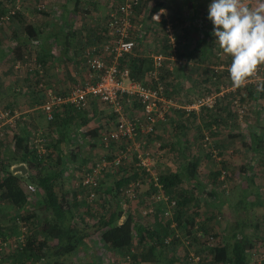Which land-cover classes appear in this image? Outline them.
I'll use <instances>...</instances> for the list:
<instances>
[{
	"label": "trees",
	"instance_id": "1",
	"mask_svg": "<svg viewBox=\"0 0 264 264\" xmlns=\"http://www.w3.org/2000/svg\"><path fill=\"white\" fill-rule=\"evenodd\" d=\"M118 1L115 9L121 3V0ZM186 2L189 3L188 11L195 10V12H188L187 14L191 13L192 16L198 17L200 12V15L203 16L205 12L199 11L198 0H185ZM164 6L165 0H141V5L136 8L135 19L137 16H141L145 22H148L147 26L154 28L155 35L163 40L162 47L166 57L165 61L169 62L164 61L160 79L166 85V97L172 99V94L181 90L183 85L182 83L178 85L176 83L183 82L182 77L187 76V71L190 72L188 79L192 83L195 81L192 77L197 74H191V70L186 62L195 60L197 53L202 49L201 45L203 43L197 44L195 51L188 53V51H191L189 47L193 39L191 40L189 33L183 34L184 32H182L181 28L179 32L177 27H180V25H177V29L173 32L176 37L177 48L173 50L167 37V21L162 20L158 23L153 20L154 15L160 13ZM4 10L2 9L0 11V17L6 16L9 13V10ZM21 17L19 14H16L13 19L18 18L20 20ZM21 21H23L22 18ZM24 28L30 33L33 32L31 25H24ZM191 33L197 34L198 32L191 30ZM195 45L196 43L193 46ZM173 58L176 60L174 61ZM179 61H182L183 64H179ZM171 63L173 64L172 70L170 69ZM120 66L122 68H129L133 80L151 85L149 75L154 67L152 58L146 57L145 59L139 58L137 60L136 57L134 58L132 54H129L121 60ZM144 66L146 71L143 69ZM164 69L165 71H163ZM36 73L31 77L35 79L41 77L38 72ZM211 73H206L207 76L211 75L209 76L211 80L212 78L216 79V77L220 78L219 75H216L217 72L212 71ZM204 75L205 73H202L198 76L202 78ZM173 76H176V79L173 80ZM43 83L44 86L47 85V82ZM255 88L254 85L246 87L249 100L252 102L253 100H258L259 94H264V92H257ZM36 90H41L38 93H42L43 95L41 101L37 103L40 107L46 100V89H40V82L38 81L34 93ZM34 93L32 94L34 95ZM229 96L231 97V95H226L223 99H220V103L214 108V111L220 105L222 106V102ZM1 97L5 101L6 108L15 109V107L7 105L5 97L2 95ZM91 101L95 100L92 99ZM183 107L178 109L172 108L166 115V121H160L158 123V127L162 128H165L169 124L171 127L173 126L172 134L175 132V137L178 139V143L176 145L173 144V146L179 148L180 154H182V141L178 135H181L184 129L182 118L185 115H192L191 117L196 115L195 112H188ZM206 111H213V109ZM38 115L40 116L41 114L36 112L34 117ZM87 115L86 110H77L69 105L56 108L53 114V120L48 121L44 117L47 120V124L41 131L40 124L37 120L38 118L27 116L26 120L21 122V127L17 134L8 139L9 142L4 140V142H8L4 146V149L11 142L12 151L4 155L2 154V162H0V206L3 207V210L0 209V219L3 222L5 218L11 215V211L6 213L4 211V208L8 206V208H12L13 212H19V215L10 218V230H14L13 232L15 233V229L18 228L16 223L18 219H21L26 224L28 231L27 243L26 247L17 254L21 262L19 264H66L65 260L67 261L77 253H84L86 255L89 250L93 252V243L102 245L105 250L113 254H120L126 257V260L130 259L129 261L132 264H175L176 260L172 258V254L177 249L181 240L175 237L176 230L171 228L170 221L163 219L156 213V224L149 226L142 219L136 218L133 213L127 212L124 203H122L121 189L127 186L132 179L140 178V174H130L120 167L117 173L119 174V178L116 179L114 188L102 190L100 188L98 194L101 196L102 201L100 200L99 204L100 206L103 205V212L95 213V215L98 213L95 223L89 224L84 217L78 214L77 209L84 206V214L88 216V213L91 212L90 204H80L77 194L73 191L66 190L68 189L66 173L71 163L81 161V145L88 140L89 145L95 141H100L102 132L100 126L91 127V129L86 131L82 130L91 121V118H88ZM219 117L210 120L209 123L212 121V124L220 126L225 120L221 116ZM212 124H209L207 128L212 127ZM213 133V129L212 132L208 133L212 141ZM141 135L139 134L138 137ZM155 135L153 134L151 136L155 137ZM201 137L203 138L202 146H204L203 141L206 138V134L202 132ZM37 138L43 139V145L46 150V153L41 156L38 154L34 144V140ZM231 138H234V136ZM2 143L0 142V146ZM226 146V143H223L221 147ZM262 148L264 149V147ZM219 164L224 165V162ZM17 165H25L28 170L27 175L13 173L12 168ZM183 167L176 174L159 177V181L166 192L168 194L171 193L173 199L178 201V208L174 215L177 230L179 232L183 230L189 236L195 235L198 231H202L204 236H212L215 238L216 248L210 252L213 254V257L211 261L204 259L202 264H253L254 262H251L250 256H253L255 253V245L253 236L247 233V227L249 225L248 221L244 219L247 217L240 218V221H235L236 229L233 235H225L222 237L219 234L205 232L202 222H197V215L201 216L198 210L193 213V216L191 214L187 216L188 211L193 208L192 205L199 203L200 200L192 197L189 191L180 189L179 185L189 179L193 181L195 187L197 186L196 182L198 180L197 173L195 172L197 164L190 167L184 165ZM121 174H124V176ZM220 176L221 172H217L212 180V184L209 186L210 189L207 190L215 200L219 196V189L221 190L218 184V178ZM251 183H253L252 179ZM28 184L36 187V193L32 194L28 191ZM173 188L176 189L172 193L171 189ZM87 197L88 195L86 193ZM106 205H108L107 208ZM245 213H247L246 210ZM259 226L255 225L253 227L260 228ZM7 228L9 227L4 225L1 232V236L4 238L13 233L8 232ZM170 236H173L174 239L170 244H166L165 240ZM185 250L188 253V249L185 248ZM11 255L15 254L10 253L9 256ZM80 264H103V262L93 257L87 259V263L83 262Z\"/></svg>",
	"mask_w": 264,
	"mask_h": 264
},
{
	"label": "built area",
	"instance_id": "2",
	"mask_svg": "<svg viewBox=\"0 0 264 264\" xmlns=\"http://www.w3.org/2000/svg\"><path fill=\"white\" fill-rule=\"evenodd\" d=\"M141 5V0H121L117 9L112 10L107 22L108 41L92 47L85 55V82L74 85L69 91L62 95L59 93H48L45 102L38 108H41L48 121L53 120V114L56 108L62 106H72L77 110H87L89 100L93 99L99 103L105 104L112 109L118 118L114 128L101 132L100 142L105 148L111 147V144L123 143L114 161L107 162L102 159L96 162L92 167L84 170L83 175L78 181L79 184L87 191V200L89 204L98 202L100 184L104 175L108 172L109 167L120 168L128 157V154L134 150L137 152V164L135 169L138 174L145 175V179H132L131 182L121 189L122 203L126 207L127 203L132 202L140 197V192L147 186L151 194V200L159 205V215L171 223V228L175 231V237L179 238L181 245L188 249L186 256L190 264H202L204 259L211 261L213 254L210 252L216 248L214 237L204 236L202 231L195 235L183 237L177 230V224L174 221L175 211L178 208V201L174 200L171 194H168L159 181V176L154 171V157L149 151H142L140 146L135 144L139 134L153 135L158 131V123L166 121V115L169 110L176 107V103L166 97V85L160 79V74L164 67L166 57L163 53L153 56L154 67L150 72L151 85L144 82L133 80L128 67H121V60L132 54L137 46L136 34H134V19L136 17V8ZM20 6L17 4L16 10L10 11L6 16L0 17V27L10 22L17 14ZM47 9V0H38L36 10L39 14L44 13ZM160 20H163L162 14ZM155 14V15H157ZM154 15V16H155ZM167 37L173 50L177 48L176 37L174 36L172 25H167ZM22 62L18 61L15 68L17 70L25 67L30 73L38 72L43 74L42 65L36 58L23 55ZM175 61L176 59L173 58ZM183 64L182 61L178 62ZM264 67H259L257 75L250 79L246 85L239 89L232 86L228 88L221 87L220 92H213L206 96L197 98L193 103L186 105L184 110L188 112L203 113L206 110L214 109L220 99L226 94L231 95V110L235 114L238 125L242 128L245 126L250 111L249 97L246 87L257 86L262 83ZM40 89H45L43 83H40ZM137 102L142 108L140 116L129 117L126 114V108ZM26 120L25 113L18 109L6 108L5 101L0 95V142L14 137L19 131L21 122ZM240 128V129H241ZM38 154L44 155L46 150L43 145V139L34 140ZM134 144L136 147L134 148ZM204 147L211 155L221 160L219 152L216 150L210 135L207 133L203 141ZM1 153V152H0ZM0 154V162H2ZM13 169V168H12ZM226 172L223 171L221 180H224ZM28 191L36 193V187L28 184ZM153 206L145 210V215H154ZM221 220V217H218ZM197 222L200 220L197 219ZM19 233L15 236L8 235L2 237L3 222L0 219V264H7L10 253L18 254L27 243V227L21 219L16 220ZM198 229V227H196ZM173 236L167 237L166 244H170ZM194 246L204 250V253L191 250ZM186 254V253H185ZM184 254V257H185ZM254 255V254H253ZM130 260V259H129ZM253 264H264V252L262 251L259 258L253 261ZM37 264V263H35Z\"/></svg>",
	"mask_w": 264,
	"mask_h": 264
},
{
	"label": "crops",
	"instance_id": "3",
	"mask_svg": "<svg viewBox=\"0 0 264 264\" xmlns=\"http://www.w3.org/2000/svg\"><path fill=\"white\" fill-rule=\"evenodd\" d=\"M11 1V5L7 9H5L8 1L6 3L4 0H0V11L1 9H5L8 11V9H10L13 5H16L14 4V2L17 0ZM61 1L62 4H58L59 6H55V10H57V16L53 15V17L55 18L53 22H51L50 20V23L45 24V16H42V14H37V12H35L37 10L34 11V9H36L35 3H30L29 6H24V10L21 14L23 15V21H21V19L19 21L18 18L13 19V21L7 27H5V34L0 33V94L5 97L7 105L13 106L15 107V109H18L25 113L26 118L27 116H31L33 118L36 117L38 118V121L39 117L46 118V116L42 112V109L38 108L39 106L37 105V103L40 102L43 97L42 93H38L41 90H36V92L34 93V89H36L37 87V82H47L45 89H48L49 93H59L56 92L58 88L63 86V88L67 89L75 82L84 83L85 81L83 80H85L86 73L85 55L87 51L92 47L109 40L106 30L109 17L107 19H103L102 16L99 15L100 8L104 6L107 7L106 9L109 8L110 14L112 13L111 9L116 8V6H114L112 3L110 4L108 1H106L105 4H102L101 1L92 2L91 0L87 3L83 2L82 0H74V2L72 3V0H64L65 2H63V0ZM17 3H19V1ZM20 3L21 5H23L22 2ZM186 3L185 0H165V6L162 9V11L164 10V12L161 14L163 20H166L168 25H172L173 32L178 28H176V26L180 25L182 32H184L183 34L189 33V37H191V40L193 39L194 43H196L195 46H191L190 43V47L193 48L189 47V50L191 51H188V53L194 52L197 44L203 43V45H201L202 49L197 53L195 57H198V62L203 64H196L197 60L196 62L195 60H189L186 62L191 70V74L192 71L194 72V74L205 73L202 78L199 77V82L197 84V86L200 88L199 92L201 95L202 92L210 89L212 87L211 84L214 83L209 77L211 75L207 76L206 73L212 74V71L217 72L218 68L216 67L215 70L209 68V66L212 67L211 64L215 62V60L212 61L209 59L212 57H220L221 55H219V53L222 50L218 45L215 44V37L212 35V23L208 22L206 17H199V15L198 17H195L192 16L191 13L187 14L188 12H195V10L188 11L189 3ZM190 17H193L192 20ZM137 18L139 19L138 30H140V33L136 34L137 46L132 55L134 56V58L136 57L137 60L139 58L145 59L146 57L152 58L154 56L153 53L155 52V50L152 51L151 46H149V40L151 38V36H149L150 34H145L149 32L146 27V22L141 16H137ZM24 25L32 26V34L24 28ZM191 30H194L198 33L193 34V32L190 34ZM16 50H18L19 53L22 52V57L23 55H27L31 58H36L37 61L42 65L45 74H42L41 77H37L36 79L31 77L32 75L37 74L36 72L30 73L28 71L26 73L27 75L23 78L20 76H15V72H11L13 70L11 66L8 65V63H12L11 56L12 54H14V52H16ZM195 68L199 70H194ZM143 69L144 71H146L145 66ZM170 69L172 70V66H170ZM163 71H165V69ZM63 74L65 76H63ZM189 74L190 72L187 71V76L182 77L183 82H178L176 84H183L185 82L190 83V80L188 79ZM175 77L176 76H173L172 79H176ZM191 88H193V85ZM29 90L32 91L31 93H34V97L30 96ZM60 94L63 93L60 92ZM171 98V100L175 99L174 97ZM32 105L34 107L31 108L30 106ZM36 112L41 115L34 117ZM259 113L260 111L258 110L256 117H249V122L246 121L247 123H245V126H242V128L238 126L239 129L236 128L232 132L229 131V135L231 134V137L234 136V148L237 150L240 149L239 152L241 153L237 151V155L240 154L243 156V160L240 162V164L237 163V165H240L237 169L239 173H241L240 182L242 186L240 188V196L238 198V201L234 204V218L235 221H240V218L247 217L248 219L244 218L248 221L249 226L247 228L255 226L252 225V223L253 219H256V226L260 225V230L264 225V200L260 199L261 196H264V193H262L264 180L258 178V175L261 174H258L260 166L258 165L257 159L258 157H260V159L264 157V149L262 148L264 147V119L260 120ZM261 115L263 116L264 114L261 113ZM191 116H183L182 125L184 129L182 130V135H178L183 144V148H181L182 155L186 159L188 158L186 164L184 163L183 166L188 165L189 167L192 165H196V163L194 161V163H192L191 159L189 158L190 156H192L190 155L192 151L193 153H195V147H193L194 149L192 148V143L195 141V135L198 134V131L196 130V120L204 122L207 119V117L204 116L203 113H196V115H194L193 117ZM87 117L91 118V121L86 126V130L91 129V123L92 121H94V118H96L94 115L90 114H88ZM258 119L263 124L258 122ZM257 123H259L262 128L258 127L259 124ZM20 127L21 125L19 126V129ZM198 127L199 128L197 129L202 128V126ZM217 128L218 126L213 127V132L216 134L215 136H219V134L223 132L219 128L217 130ZM82 130L86 131L85 127H83ZM226 137L227 136H223V138ZM231 137L229 136V138ZM168 140L170 141V143L175 145L178 143V139L177 137H175V132L172 134V137H168ZM10 144L5 149L3 148V152L1 151L2 147L0 146V152H2L3 155L7 152L9 153L12 151V147ZM88 146H91L89 145V140L81 145V151H84V149L88 148ZM174 147L176 148V150H174V148H171V152L174 154V156V152L180 154L179 148H177L176 146ZM247 157H251L250 161H244V158L247 159ZM196 158H199V155H197ZM262 163H264V161H262ZM76 164L77 163H71L69 165V169L66 173L67 181L72 176L68 174L70 172V167H75ZM178 166L180 168L183 167L181 166V164H179ZM75 168L78 167L76 166ZM76 172H78V170ZM251 179L253 183H251ZM186 183L190 187L189 192L191 193V196L194 197L195 194H192V191L195 187L193 181H190L188 179L186 180ZM196 184L197 187H203V184H201L200 181L196 182ZM66 190H69L71 192L70 188ZM77 196L79 197L78 201L80 202V204L85 202V200H81V195ZM195 196H197L194 197L195 199L200 200V198H198L199 192H197ZM256 208H261V210H263V216H261V218L260 216H258L259 211L255 213V211H257ZM91 210L92 211L90 213H93V209ZM245 210L247 213H245ZM90 213H88V215H92ZM259 222L262 223L260 224ZM93 246V252H90L89 250L84 256H80V254L82 253H77L73 257L77 255L80 257V259H82L81 263H87V259L93 258L94 255H96L95 249L100 250V248L103 247L100 244L98 245L94 243ZM98 257L99 258H97V260L101 261L100 256ZM7 259V263L9 264H19L20 262V258L16 254L8 256Z\"/></svg>",
	"mask_w": 264,
	"mask_h": 264
},
{
	"label": "rangeland",
	"instance_id": "4",
	"mask_svg": "<svg viewBox=\"0 0 264 264\" xmlns=\"http://www.w3.org/2000/svg\"><path fill=\"white\" fill-rule=\"evenodd\" d=\"M6 3L8 1V3L6 4L5 9H7L12 1L11 0H4ZM19 1V3H17ZM83 2H88L90 0H82ZM92 2H102V4H105L106 1H108L110 4L112 3L114 6H117L118 1L117 0H91ZM23 3V5H21V3ZM61 0H47V9L46 11L42 14V16H45L46 20H45V24L46 23H50L53 22L55 20V18L53 17V15L57 16V10H55V6H59L58 4H62ZM63 2H65L63 0ZM74 2V0L71 1V3ZM261 2V0H243V3L250 7V8H255L258 3ZM30 3H35V7L38 3V0H17L14 2V4L9 10H16V6L17 4L20 6V9L17 10V14L21 15L23 10H24V6H29ZM70 3V4H71ZM211 3V0H198V5H199V11H204L205 13L203 14V17H206L208 22H211L210 20H208V5ZM8 5V6H7ZM72 6V5H70ZM204 7V8H203ZM206 7V8H205ZM107 7H101L100 8V13L98 10V13L100 16H102L103 19H107L110 15L109 13V8L106 9ZM112 8V7H111ZM2 10V9H1ZM36 9H34L35 11ZM114 10L111 9V11ZM110 11V12H111ZM37 12V11H35ZM109 13V14H108ZM37 14H39L37 12ZM199 17H201L200 12H199ZM22 18V17H21ZM20 18V19H21ZM17 19V18H16ZM13 21V19L8 22L6 25H4L3 27H0V33L5 34V27H7L11 22ZM20 21V20H19ZM146 22V27L148 29V33L145 34H150L149 36H151L150 38V42H149V46H151V50L155 52L153 53L154 56H156L158 53H163V47H162V43L163 40L158 38L155 35V31L153 30L154 28H151V26H147ZM138 24H139V19L136 18L135 22H134V34H139L140 30H138ZM151 28V29H150ZM3 31V32H2ZM178 31L180 32V27H178ZM195 43L192 41L191 42V46H193ZM22 52L19 53L18 50H16V52H14V54H12L11 56V61L12 63H8V65L11 66L12 70L11 72H15V76H20V77H24L27 74V69L25 67H23V69L17 70L15 68L16 63L18 61L22 62ZM151 53V52H150ZM151 58V57H150ZM153 58V57H152ZM197 60V62H196ZM199 58H195V62L198 65H202L203 63L198 62ZM209 60H215V62H213V64H211L212 67L209 66V68L214 69L216 67L217 68V74L219 75L220 78L216 77V79H212V83L211 84V88L210 90L207 89L206 91L202 92V94L200 95V88L197 86L198 84V80H199V73H197V75H195L194 77H192L195 81H193L194 83H192V81H190V83H183L181 90L177 91V93L175 92L173 95V97L175 98L174 101L176 102V109L178 108H182L184 105H189V103H193L197 98L201 97V96H206L209 95L213 92H220L221 91V87L224 88H228L231 87V80L229 77V73L227 71V68L230 66L231 64V58L229 56H220L218 58H210ZM165 62H169V61H165ZM170 66H172V63L170 64ZM168 67V66H167ZM194 70H199V69H194ZM192 74H194V72L192 71ZM63 76H65L63 74ZM193 76V75H192ZM84 79V78H83ZM85 81V80H83ZM83 83V82H82ZM81 82H75L73 85H78V84H82ZM262 83H264V75H263V81ZM73 85H71L70 87H72ZM193 85V88H191ZM63 88L60 87L58 88V90H56V92H62L63 94H66L69 91V88ZM257 89V88H255ZM49 90H46V95L47 92ZM210 91V92H209ZM32 91L29 90L30 96L34 95L31 93ZM22 93V92H21ZM49 93V92H48ZM248 93V92H247ZM184 94V96H183ZM226 95H230V94H226ZM3 96V95H2ZM249 96V95H248ZM226 100H224L222 102V106L220 105L218 107V109H216L214 111H204L203 115L207 117L206 121H200V120H196V130L198 131V134L195 135V141L192 143L193 147H195L194 152L193 151L190 153L189 158L191 159L192 163H196L197 167H196V173H197V180L199 178V181L201 184H203V187L201 188V186L199 187H194L192 194L196 195L197 192H199V197L200 198V202L193 204V208H191L187 214V216H189V214H191V216H193L194 212L196 210H198V213H200L201 216L197 215V219L200 220V222H202L203 225V229L205 230L206 233H214V234H219L222 237L225 235H233V232L235 231V218H234V204L238 201L239 198V193H240V188L242 186L241 184V173H239L238 171V166L237 163L240 164V162L243 160L242 159V155L238 154L237 155V151L239 152L240 149H235L234 148V143L235 140L234 138H229V131H234V129H239V125L236 121V118L234 117V112L233 109L231 110V97H226ZM92 99L89 100V106L88 109L86 110L88 114L90 115H95L96 118H94V121H92L91 123V127L94 126H100L101 129L103 131L105 130H109L115 127L116 123H117V117L115 116L114 112L112 111L111 108H109L108 106H106L105 104L99 103L98 101H91ZM254 101V100H253ZM249 104H250V111H249V115L247 117V122H249V117L253 118L256 117L257 115V111L259 110V118L260 120L264 119V115L262 116V114H264V94L260 95L258 97L257 101H254V103L249 100ZM34 105V104H33ZM32 105V106H33ZM37 106V105H36ZM31 107V106H30ZM225 108V109H223ZM230 110V111H229ZM232 111V112H231ZM126 114L129 117H133V116H140L142 114V109L141 107L137 104V102H134L133 104H130L127 108H126ZM253 115V116H252ZM219 116H221L225 122L221 123L220 126H218V128L223 131L222 133L219 134V136H215L216 134L213 133V142L215 144L216 150L219 152V157L221 160H217L214 159L212 155H210L211 153H209V151L202 146V140L203 138L201 136L202 132L203 134H207L212 132V129L214 126H217L216 124H212L210 120H213L214 118H220ZM204 119V118H203ZM210 119V120H209ZM205 120V119H204ZM260 120L258 119V122H260ZM39 124H40V131L42 129L45 128L46 124H47V120L43 117H39ZM246 122V123H247ZM199 123V124H198ZM212 124L213 126L210 128H207L209 124ZM261 124H263L262 122H260ZM259 124V123H257ZM251 125V124H250ZM198 126H202L201 129H197L199 128ZM239 126V127H238ZM258 127H261L260 124L258 125ZM172 128L171 125L169 124L168 126H166L165 128L162 127H158V131L156 132L155 137H152L151 135H141L140 137H138L135 141V144L137 146H140V149L142 151H149L151 154H153L154 157V171L155 173L160 177V176H170L173 174H176L177 172H180L181 169H183L184 167H179L178 165L181 164V166H183V164H186L187 159L182 155V154H174L171 152V148H174V150H176V148L173 146L172 143H170V141L168 140V137H172ZM86 130V127H85ZM182 133V132H181ZM182 135V134H181ZM222 135V137H221ZM223 136H227L226 138H223ZM216 138V139H215ZM8 141V139L6 140ZM242 141V140H240ZM9 142V141H8ZM8 142H3L1 147V151L3 152V148L4 146H6L8 144ZM223 143H226V147H221ZM134 144V148L136 147V145ZM175 145V144H174ZM124 144L123 143H114L111 144V147L109 148H105L100 141H95L94 143L91 144V146H88V148H85L84 151H82V155H81V161L77 162L76 166L78 168H75L73 166L70 167V172L68 174L72 175L69 180L67 181V185L68 188H70L71 192H75L77 195H81V200L83 201V199H85V202L83 203L86 205H89L87 202V198H86V193L87 191L79 184V180L81 178V176L83 175L82 172H84V170L89 169L90 167H92L96 162L105 159L107 162H113L116 155L118 154L120 147H123ZM182 148H183V144H182ZM191 148V149H192ZM171 152V153H170ZM222 153V154H221ZM241 153V152H239ZM2 154V153H1ZM221 154V155H220ZM195 155V156H194ZM199 155V158H196V156ZM246 156V155H245ZM264 156V155H263ZM251 157H247L244 158V161H250ZM235 160V162H234ZM194 161V162H193ZM262 161H264V157L262 159H260V157H258L257 162L259 167V171L258 174V178H261L264 180V163H262ZM223 164H219V163H223ZM137 164V160H136V152L134 150H132L129 154L127 159L125 160L124 164L121 166L122 170H124L125 172H129L130 174H134V172H137L135 169V166ZM223 165V166H222ZM78 172H76L77 170ZM225 171L226 174L224 176V180H221V176L218 178V184H219V188H221V190L219 189V196L217 198V200H215L213 197H211V195L209 194V192H207L208 189H210V185L212 184V180L214 179V176H216L217 172H222ZM119 172V168H114V167H109L108 168V172L106 173V175H104V178L101 181L100 184V188L102 189H106V188H114L115 186V181L117 178H119V174H117ZM125 174V173H124ZM124 174H121L122 176H124ZM141 175V174H140ZM142 178L140 179H145V175H141ZM213 176V178H212ZM255 176V175H254ZM75 179V180H74ZM198 181V182H199ZM205 185V186H204ZM180 189L184 190V191H190L189 190V186L186 183V181H184L181 185H179ZM263 191L262 193H264V186L262 187ZM176 188L171 189V192L173 193L174 190ZM206 190V192H205ZM171 194V193H170ZM172 195V194H171ZM194 197H197L195 196ZM261 200H264V196L260 197ZM36 200V198H35ZM102 201L101 196L99 195L98 198V202H94L93 204H90V208L93 209V213H91L92 215H85V209L84 206H81L79 209H77V212L79 215H84L82 217H84L87 222L89 224H93L97 221L96 216L98 213L103 212L102 211V206H100V202ZM34 202V201H33ZM109 205V204H108ZM106 205V208L107 206ZM150 206H153V209L155 210V214L154 215H149V217L147 215H145V210L150 208ZM0 206V209L3 210V207ZM104 209V208H103ZM259 214L258 216H263L262 215V211L261 208H256ZM127 212L129 213H133L136 218L138 219H142L144 222H146L149 226H154L156 224V219H155V215L156 213L159 214L160 213V209L158 208V205H153V202L151 200V194L150 192L147 190V186L144 187L142 189V191L140 192V197L136 200H133L132 202L127 203L126 205V209ZM5 213L11 211V215L7 218H5L3 220V224L6 225L7 227V231L12 233L14 230H10V218L12 216L15 215H19L16 211L13 212L12 208H4ZM92 211V210H91ZM98 212L96 215L95 213ZM95 215V216H94ZM100 215V214H99ZM218 217H221V220H218ZM259 218V217H258ZM259 218V219H260ZM251 222V221H250ZM256 219H253V223L252 225H256ZM260 224L262 222H259ZM19 233V228L15 229V233L13 232L11 235L15 236ZM180 233L182 234L183 237H186L188 235H186L185 231H180ZM247 233H249L250 235L253 236V242H254V255L250 256L251 262H253L254 260H256L257 258H259L261 252H264V225L262 226V229L259 230V228H255V227H249L247 229ZM96 250V255H94V257L96 256V259L99 258L98 256H100L101 261L103 259V264H132L129 260H126V257L121 256L120 254H113L112 252H109L107 250H105L104 247H101L100 250ZM191 250L194 251H199L201 253H204L205 251L200 249L197 246H194L193 248H191ZM185 250V247L183 246V244L181 245V243L178 245L177 249L175 250V252L172 254V258H174V260H176L175 264H190L189 262H187L186 260V256L187 253ZM185 254V257H184ZM17 255V254H16ZM80 256H84V253L80 254ZM82 262V259H80L79 256H75V257H70L67 261L65 260L66 264H80ZM9 264V263H7ZM143 264H153V263H143Z\"/></svg>",
	"mask_w": 264,
	"mask_h": 264
},
{
	"label": "clouds",
	"instance_id": "5",
	"mask_svg": "<svg viewBox=\"0 0 264 264\" xmlns=\"http://www.w3.org/2000/svg\"><path fill=\"white\" fill-rule=\"evenodd\" d=\"M154 18L159 21L160 15ZM207 18L213 25L215 44L222 50L219 55L231 58L227 71L232 87H244L264 67V0L255 8L243 0H211ZM256 90L264 92V83Z\"/></svg>",
	"mask_w": 264,
	"mask_h": 264
},
{
	"label": "water",
	"instance_id": "6",
	"mask_svg": "<svg viewBox=\"0 0 264 264\" xmlns=\"http://www.w3.org/2000/svg\"><path fill=\"white\" fill-rule=\"evenodd\" d=\"M12 171H13V173H15V174L20 173V174L27 175V173H28V170H27V168H26L25 165H19V166H16V167H14V168L12 169Z\"/></svg>",
	"mask_w": 264,
	"mask_h": 264
}]
</instances>
